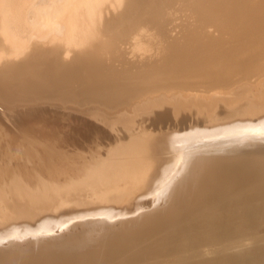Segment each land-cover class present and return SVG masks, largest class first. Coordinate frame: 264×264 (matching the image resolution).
I'll use <instances>...</instances> for the list:
<instances>
[{
	"label": "bare ground",
	"instance_id": "1",
	"mask_svg": "<svg viewBox=\"0 0 264 264\" xmlns=\"http://www.w3.org/2000/svg\"><path fill=\"white\" fill-rule=\"evenodd\" d=\"M171 1L0 0V86L6 76L14 81L9 90L26 100L83 98L105 111L127 108L122 115L166 102L175 110L189 104L208 110L218 95L230 93L238 74L257 75L245 102H230L227 118L210 114L209 124L185 132L140 126L128 143L82 163L51 140L24 133L17 141L6 130L0 264H264V0H189L198 21L216 23L221 36L200 37L202 26L195 35L190 22L186 40L169 34L174 38L158 36V43L151 38L167 34L163 15ZM142 29L157 52L137 34ZM130 32L143 40L134 41L132 52H147L148 65L106 68L102 56ZM149 55L156 59L151 64Z\"/></svg>",
	"mask_w": 264,
	"mask_h": 264
},
{
	"label": "rangeland",
	"instance_id": "2",
	"mask_svg": "<svg viewBox=\"0 0 264 264\" xmlns=\"http://www.w3.org/2000/svg\"><path fill=\"white\" fill-rule=\"evenodd\" d=\"M174 2V4H173V2ZM171 2H170V4L168 5V6H172V7H169V9H168V7L166 8V10H169V12H167V14H165L166 13V10H165V13H164V15H163V17L165 18H163L164 20H166V21H164L163 23H164V25H162V26H164V30H165V33H167V34H160V32L159 33H157V31H156V28L155 27H152V28H154L153 30L154 31H156V34H157V36H155L154 38H151V39H153V40H155V38H156V40L157 39H160L161 38V36H162V39L163 40H167V39H165V38H171V39H173L174 37L175 38H178L179 40L178 41H180V39H181V41H184V40H186V39H184L185 38V36H191V35H189V33L190 32H192L190 29L195 25V27H193L192 29H193V33L195 34V32H197L198 33V31H203V33H202V31L201 32H199L198 34H200V37H201V34H203V35H205L206 37H211V36H213V37H217V36H215V35H219V36H221L219 33H218V31H216V30H218V27H217V25H216V23H215V28H214V26H213V24H212V27H213V30H212V27H211V24H209L210 23V20H209V22L207 21L208 19H204L203 17H201V18H203L204 20H202L201 21V18H200V21H198V19H199V15H198V13H197V11H195L194 13H197V15H198V17L196 16V14L195 15H193V13H192V11L195 9V6L194 7H192V8H194L192 11H191V6H189L190 7V10H189V7L187 6V5H191L190 4V2H191V0H190V2H189V0H172ZM176 1V2H175ZM182 1H184V2H182ZM185 1H186V3H185ZM180 2H182V5H180ZM189 2V3H188ZM171 3H172V5H171ZM193 3V2H192ZM177 6H176V5ZM187 6V9L185 10V8H186V6ZM174 5V6H173ZM184 5V6H183ZM179 6V7H178ZM182 6V7H181ZM193 6V5H192ZM174 8H176L175 10H173ZM180 8V9H179ZM179 9V10H178ZM171 10V11H170ZM182 12H181V11ZM196 10V9H195ZM187 11V13H183V12H186ZM191 13V14H190ZM171 14V15H170ZM173 14V15H172ZM184 14V15H183ZM186 14V15H185ZM188 14V15H187ZM169 15V16H168ZM190 15H192V16H190ZM168 16V17H167ZM181 16V17H180ZM190 16V18H187V17H189ZM194 16V17H193ZM170 17V18H169ZM172 17V18H171ZM175 17V18H174ZM167 18V19H166ZM174 18V19H173ZM193 18V19H192ZM194 18H196L197 20L195 21L194 20ZM163 19H162V21H163ZM170 19V20H169ZM181 19V20H180ZM186 19V20H185ZM189 19V21H187ZM178 20V21H177ZM184 20V21H183ZM191 20V21H190ZM168 21H171L170 23H168ZM182 22V24H179V23H181ZM187 21V22H186ZM193 21V22H192ZM205 21L206 22H208V23H205ZM184 22V23H183ZM191 22V28H190V26H188V24ZM197 22L198 23V25H197V23L195 24V23ZM201 22V23H200ZM165 23H167V24H165ZM175 24L176 23V26H173V24ZM178 23V24H177ZM186 23H188V24H186ZM194 25H193V24ZM199 23L201 24V25H199ZM204 23H205V25H204ZM214 23V22H213ZM170 24H172V25H169ZM166 25H168V26H166ZM193 25V26H192ZM206 25H208V26H206ZM148 26V25H147ZM147 26H145V27H147ZM152 26V25H151ZM151 26H149L150 27V32H152L151 30ZM181 26V27H180ZM183 26V27H182ZM185 26V27H184ZM199 26H202L201 28L199 27ZM166 27H167V29H166ZM175 29V31L176 32H178L177 34H176V32L174 31V29ZM207 27V28H206ZM148 28V27H147ZM183 29V30H181V29ZM187 28H190L189 29V31L187 30V31H184V30H186ZM199 30H198V29ZM209 28V29H208ZM173 29V30H172ZM178 29V30H177ZM180 29V30H179ZM207 29V30H206ZM211 29V30H210ZM222 29V28H221ZM146 30H148V29H146V28H144V31L145 32H147ZM162 30V29H161ZM171 30H172V32H171ZM196 30V31H195ZM198 30V31H197ZM224 30V29H223ZM140 31L144 34L145 32H143V29L142 30H139V32L137 33V32H130V35H127V36H130V38H132L133 39V36H137L136 35V33L139 35H141L142 33H140ZM174 31V32H173ZM206 32V34H204L205 32ZM213 33H212V32ZM224 31H227L226 29L224 30ZM150 32H149V34H150ZM187 33L186 35L185 34H183V33ZM208 32V33H207ZM210 32V33H209ZM217 34H216V33ZM219 32H221L222 33V30H219ZM161 33H162V31H161ZM163 33H164V31H163ZM215 33V34H214ZM225 35H224V34ZM222 34L224 35V36H226L227 35V37H228V35H229V31H228V34L226 33V32H223ZM134 34V35H133ZM148 33H146L144 36L143 35H141V38L142 37H145L146 35H147ZM148 34V35H149ZM153 34V33H152ZM154 34H155V32H154ZM169 34L171 35H173L174 36V34L176 35V36H178V34H180L179 35V37H176V36H174V37H169ZM182 34V35H181ZM211 34V35H210ZM131 35H133V36H131ZM146 36L149 40H150V37L149 36ZM167 35V37H164V36H166ZM183 35H184V37H183ZM193 35V34H192ZM196 35V34H195ZM202 35V36H203ZM210 35V36H209ZM160 38H159V37ZM183 37V39H182V37ZM188 36L186 37V38H188ZM158 37V38H157ZM204 37V36H203ZM205 37V38H206ZM124 39V41L123 40H121V41H117V43L115 44V47L113 48V51H111V52H106L103 56H102V59H104L103 60V62L105 63L106 61V68H109L110 66H116V64H117V66H116V68L115 69H118L119 71H121V72H123L124 70H127L128 68L130 69L131 68V70L132 71H135V66H137L138 64H140V68L143 66V67H145V66H147L148 65V61H146L147 62V64L145 63L144 64V62L143 61H145V59L146 60H148L147 58H146V55H148L147 54V52H145L144 54H145V56H144V54L143 53H138V54H140V55H138V54H136L135 55V53H133L134 51H135V49H134V51L132 50L133 48V45H134V41L137 39V38H139V40L141 41L142 39L143 40H145V41H143V43H146L147 42V38L146 39H144V38H140L139 36H137L135 39H130L129 37H127V39H125L126 38V36H124L123 37ZM130 41H129V40ZM138 40V39H137ZM153 40H151V42H152V44L154 45V43L156 42V41H154L153 42ZM163 40H161V41H163ZM177 40V39H176ZM131 42V44H132V46L130 45V43L129 42ZM141 41V42H142ZM169 41V40H168ZM123 42V43H122ZM157 42H158V40H157ZM127 43H129V44H127ZM147 43H150L149 41L147 42ZM146 43V45H151L149 48H151L152 49V44L150 43V44H147ZM159 43V42H158ZM157 43V44H158ZM124 44V45H123ZM156 44V43H155ZM119 46V47H118ZM122 47V48H121ZM119 48V49H118ZM127 50H126V49ZM132 48V49H131ZM148 48V49H149ZM157 48V46L155 45V48L153 47V49H152V51H153V53H155V52H157L156 49ZM151 49H150V51H151ZM154 49H156V50H154ZM116 51H117V53H116ZM133 51V52H132ZM137 51V50H136ZM152 51L151 52H149V54L151 55V56H154V54L152 53ZM155 51V52H154ZM139 52H141V51H139ZM114 53V54H113ZM112 55V57L110 56V55ZM131 54V55H130ZM141 54L143 55V56H141ZM149 55V56H150ZM156 55V54H155ZM160 55V54H159ZM159 55H156V57L158 56L159 57ZM114 56V57H113ZM117 56V57H116ZM137 56V57H136ZM150 56V57H151ZM148 57V56H147ZM149 57V58H150ZM155 57V56H154ZM112 58V59H111ZM118 58V59H117ZM123 58V59H122ZM126 60H125V59ZM130 58V59H129ZM152 58L153 57H151L150 59H149V63H150V60H152ZM116 59V60H115ZM120 59V60H119ZM154 59L155 58H153V61H154ZM111 60V61H110ZM125 60V61H124ZM134 60H135V62L137 61V63H134ZM156 60V59H155ZM114 61V62H113ZM121 62V64H120V62ZM127 61V62H126ZM153 61H151V63L153 62ZM115 63V64H113V63ZM118 62H119V64H118ZM132 62V63H131ZM138 62H140V63H138ZM110 63H111V65H110ZM125 65H123V64ZM126 63V64H125ZM134 63V64H133ZM143 63V65H141ZM150 63V64H151ZM109 64V65H108ZM131 64H133V65H130ZM109 66V67H108ZM119 66V67H118ZM121 66H122V68H121ZM127 66V67H126ZM110 68H112L113 69V67H110ZM5 69V68H4ZM114 69V70H115ZM124 69V70H123ZM128 69V70H129ZM137 69H139V67L137 68ZM130 70V71H131ZM106 71V70H105ZM117 71V70H116ZM263 71H264V69H263ZM261 72V71H260ZM4 73V72H3ZM263 74V73H262ZM239 75V77L238 78H240V79H238V80H241L242 79V82H240V81H236V83L234 84L233 82H235V80H236V78H234L233 77V81L231 82V83H233V85H231V89L230 90H228L227 92H230V93H226V94H221V95H218V99H216L214 102H213V105L210 107V109H208V110H206V109H198V107L195 105H193V104H189V105H187V106H185L184 108L182 107V109L180 108L179 110L178 109H174V106H173V103L171 104L170 102H168V104H167V102L166 103H163L162 104V106H158V108H156L155 106L153 107V109H151L150 111H146V112H141L140 110L141 109H139V110H137V111H139L138 113H137V111L135 112V111H133V112H127L126 113V111H125V114H123L122 115V112H124V110H126L127 108H122V109H120V110H122V111H115V112H112V111H109V110H107V111H105L103 108H101L100 109V107L99 106H95V104L94 103H91L90 101H88L89 103H86V100H84V102L82 101L83 100V98H81V101L79 102V100H80V98H79V100H70L69 98L70 97H62L60 100L61 101H59L58 100V102H57V98H55V96H56V94L54 95H51V96H54V97H51V96H48V94H47V96L49 97V99H47L48 97L47 96H44V95H42L43 97V100H41L40 101V99H42L40 96V99H39V97H38V100L40 101H37L36 100V96H35V101H34V98L33 97H27L28 98V100H26V98L25 99H23V96H14V94H13V88H11L10 90H9V86L11 85L12 86V84L14 83V81L13 80H11V79H9V78H7L6 76H2V81H3V85H1L0 86V135H2L0 138H1V142H0V144H3V140L5 139V134H6V130H8L7 132H8V134H6V138L9 136V134L11 135L10 137H8V138H13V140H15L16 138H17V141L18 140H21L22 138H24L23 137V135H24V133H25V137H26V135L27 134H29V135H27V136H35L36 138L38 137V138H40V140L41 141H44L45 142V139L48 141V142H50L49 140H51V142L52 143H56V144H58V146H59V148L61 149V151L64 153V151L63 150H65V148H66V151H68L67 152V154H66V151H65V155H67L68 157H70L69 159H71V160H74V161H76L77 163H82L83 161H87V159H88V161L89 160H92L93 158H95L96 156H99V154L101 153V155H107V152H108V150L109 149H111V148H114V147H116V146H119L120 144H126V143H128L129 141H130V137H131V135H130V133H132L131 131H138L141 127L143 128V129H146L147 127V130L148 131H153V132H159V131H161V129H162V131H174V130H179V132H185V131H187V129L189 130L190 129V127L192 126H194L193 124H195V126L194 127H196V128H199L200 129V127L201 128H203L206 124H209V115L210 114H218L219 115V117H221V118H227V116L229 115L230 116V113H231V109H230V102L232 103V102H234L235 104L238 102V104L239 105H241V103H243V102H245L244 101V98L246 97V95L248 94V92L250 91V90H252V79H254V77L256 76L257 77V75H256V73L254 74V73H252V74H250V78H249V80L251 79V81H249L248 80V78L247 79H244L243 80V78H241L240 77V74H238ZM252 75H253V77H252ZM252 77V78H251ZM255 77V78H256ZM261 77H262V75H261ZM263 77H264V74H263ZM262 77V78H263ZM235 79V80H234ZM195 80V79H194ZM193 80V81H194ZM231 80H232V78H231ZM263 80H264V78H263ZM190 81H192V79H190ZM190 81H188V83H191V84H193V85H196V83L198 82V81H196V83H193V81L192 82H190ZM200 82H201V80H199ZM247 82V83H246ZM251 84H250V83ZM199 84L201 85V83H198L197 84V86H199ZM250 85V86H249ZM202 86V85H201ZM233 86H234V88H233ZM244 86V87H243ZM246 87H248V88H246ZM246 89V90H245ZM225 90V89H224ZM226 91V90H225ZM212 93V92H211ZM224 95V96H223ZM8 98H7V97ZM57 96H59L58 94H57ZM244 96V98L242 99V97ZM10 97H14V99L13 98H10ZM221 97H222V99H221ZM10 98V99H9ZM16 98V99H15ZM20 98V99H19ZM33 98V99H32ZM47 100H46V99ZM52 98V99H51ZM55 98V99H54ZM65 98H67L65 101H64V99ZM239 98V100H237ZM32 99V100H31ZM45 99V100H44ZM68 99H69V101H68ZM73 99V98H72ZM227 99V100H226ZM242 99V100H241ZM50 100V101H49ZM56 100V101H55ZM138 100V99H137ZM233 100V101H232ZM62 101H63V103H62ZM136 101V99L134 100V102ZM236 101V102H235ZM39 102V103H38ZM49 102V103H48ZM66 102V103H65ZM228 102V103H227ZM31 103H33V104H31ZM38 103V104H37ZM69 103H70V105H69ZM137 103V102H136ZM60 104H61V106H60ZM64 106H63V105ZM68 104V105H67ZM87 104V105H86ZM93 104V105H92ZM237 104V105H238ZM57 105V107H55L54 108V106H56ZM76 105H78V106H76ZM79 105H82L83 107H81V106H79ZM36 106V107H35ZM39 106V107H38ZM42 106V107H41ZM67 106V107H66ZM91 108H90V107ZM169 106V107H168ZM214 106V107H213ZM219 106V107H218ZM221 106V107H220ZM94 107V108H93ZM112 107H113V105H112ZM49 108V109H48ZM79 108V109H78ZM82 108V109H81ZM220 108V109H219ZM39 109V110H38ZM44 109H45V111H44ZM54 109V110H53ZM63 109V110H62ZM93 109H95V110H93ZM97 109V110H96ZM124 109V110H123ZM134 109V108H133ZM132 109V110H133ZM186 109V110H185ZM224 109V110H223ZM29 110H31V111H29ZM51 110V111H50ZM56 110V111H55ZM66 110V111H65ZM73 110V111H72ZM172 110V111H171ZM201 110V111H200ZM205 112H204V111ZM29 111V112H28ZM38 111H40V112H38ZM42 111V112H41ZM50 111V112H49ZM70 111V112H69ZM183 111V112H182ZM207 111H209V112H207ZM221 111V112H220ZM46 112V114H44V113ZM61 114H60V113ZM107 112H110V113H107ZM135 112V113H134ZM157 112V113H156ZM159 112V113H158ZM215 112V113H214ZM3 113V114H2ZM30 113V114H29ZM57 113V114H56ZM67 113V115H65ZM94 113H97L98 115H95ZM134 113V114H133ZM141 113V114H140ZM163 113V114H162ZM30 116H29V115ZM34 114V115H33ZM63 114V115H62ZM121 114V115H120ZM130 114V115H129ZM135 114H137V115H135ZM158 114H160V115H158ZM165 114V115H164ZM175 114V115H174ZM194 116H193V115ZM203 114V115H202ZM42 115V116H41ZM46 115V116H45ZM49 115V116H48ZM53 115V116H52ZM59 115H61V116H59ZM69 115V116H68ZM94 115V116H93ZM118 115H119V117H118ZM128 115H129V117H128ZM132 115V116H131ZM141 115V116H140ZM57 116H58V118H57ZM64 116V117H63ZM66 116V117H65ZM68 116V117H67ZM123 116V117H122ZM124 116H126L125 117V119L128 117V119H127V121L124 119ZM135 116V119H133V118H131V117H134ZM137 116V117H136ZM144 116V117H143ZM167 116V117H166ZM46 117V118H45ZM54 117V118H53ZM55 117H56V119H55ZM64 119H62V118ZM150 117V118H149ZM193 117V118H192ZM33 118V119H32ZM38 118V119H37ZM40 118H42V119H40ZM52 118V119H51ZM101 118V119H100ZM166 118V119H165ZM200 118V119H199ZM50 119V120H49ZM59 119H60V121H59ZM63 121H62V120ZM87 119H89L88 121H87ZM133 121H132V120ZM154 119H156V120H154ZM66 120V121H65ZM79 120V121H78ZM130 120L132 121V122H130ZM147 120V121H146ZM175 121V123H177V124H175L174 125V121ZM208 120V121H207ZM71 121H72V123H71ZM156 121V122H155ZM188 121V122H187ZM39 122H41V123H39ZM44 122V123H43ZM67 122V123H66ZM139 122V123H138ZM141 122H143L144 124H142ZM147 122H149V123H147ZM153 122H155V123H153ZM160 122V123H159ZM198 122V123H197ZM207 122V123H206ZM35 123H36V125H35ZM71 123V124H70ZM178 123H179V125H178ZM191 123V124H190ZM40 124V125H39ZM51 124V125H50ZM142 124V125H141ZM152 124H154V125H152ZM168 124H170V125H168ZM198 124V125H197ZM39 125V126H38ZM60 125V126H59ZM68 125V126H67ZM121 125V126H120ZM148 125V126H147ZM163 127H162V126ZM174 125V126H173ZM182 125H183V127H182ZM187 125H188V127H187ZM200 125V126H199ZM16 126H18V128L16 127ZM34 126V127H33ZM36 126H37V128H36ZM56 126V127H55ZM73 126V127H72ZM135 126V127H134ZM137 126H139V127H137ZM141 126V127H140ZM146 127V128H144V127ZM149 126H151V127H149ZM154 126V127H153ZM160 126V127H159ZM167 126H169L168 128H167ZM176 126H178L177 128H176ZM66 127V128H65ZM153 127V128H152ZM173 127H175L174 129H173ZM55 128V129H54ZM118 128V129H117ZM150 128H152V129H150ZM154 128H156V129H154ZM158 128H159V130H158ZM183 128V129H182ZM3 129V130H2ZM5 129V130H4ZM50 129V130H49ZM63 129H65L64 130V132H63ZM67 129H69V131H67ZM121 129V130H120ZM154 129V130H153ZM165 129V130H164ZM182 129V130H181ZM53 130V131H52ZM140 130H142V129H140ZM139 130V131H140ZM156 130V131H155ZM49 131H51V132H49ZM125 131V132H124ZM4 132H5V134H4ZM10 132V133H9ZM23 132V133H22ZM56 132V133H55ZM67 132V133H66ZM129 132V133H128ZM37 133H39V134H37ZM59 133V134H58ZM63 134V135H61V136H59L60 134ZM69 133H70V135H69ZM72 133V134H71ZM48 134V135H47ZM56 134V135H55ZM67 134V135H66ZM125 134V135H124ZM37 135V136H36ZM117 137H116V136ZM68 136V137H67ZM4 137V138H3ZM22 137V138H21ZM64 139H63V138ZM126 137V138H125ZM3 138V139H2ZM45 138V139H44ZM118 138V139H117ZM121 138V139H120ZM44 139V140H43ZM63 139V140H62ZM59 140V141H58ZM62 140V141H61ZM70 140V141H69ZM101 141V143L100 142H98V141ZM5 141V140H4ZM55 141V142H54ZM57 141V142H56ZM66 141V142H65ZM107 141L110 143V145H109V143L107 144ZM115 143H114V142ZM61 142V143H60ZM63 142H65V143H63ZM47 143V142H46ZM99 143L101 144V145H99ZM103 143V144H102ZM61 146H60V145ZM70 145L69 147L68 146H66V145ZM114 144V145H113ZM14 145V144H13ZM75 145V146H74ZM0 146H2V145H0ZM40 146V145H39ZM63 146V147H62ZM105 146V148H103ZM14 147V146H13ZM41 148V150L40 151H44L43 150V146H40ZM70 147H71V149L72 148H74V149H70ZM1 148H3V150H4V147L2 146ZM39 148V147H38ZM63 149V150H62ZM103 149V150H102ZM105 149V150H104ZM0 150H2V149H0ZM2 150V151H3ZM74 150H77V151H74ZM70 151V152H69ZM85 151V152H84ZM102 151V152H101ZM78 152V153H77ZM0 153H1V151H0ZM68 153H71V154H68ZM2 155V154H1ZM74 157H73V156ZM87 155V156H86ZM4 156V155H3ZM3 156H1V160H2V157ZM6 156V155H5ZM4 156V158L5 159H3L4 160V162H8V161H5L6 160V158L8 157H5ZM78 156V157H77ZM82 157H84V159L82 158ZM79 158V159H78ZM8 160H9V158H7ZM81 159H82V162H81ZM12 160V159H11ZM80 161V162H79ZM1 163H3L2 161H1ZM9 164H14V163H16L15 162V160L13 161L12 160V162L11 161H9L8 162ZM6 164V163H5ZM12 195H14V194H12L11 193V195L8 197V198H10V203H12V202H14L13 204L15 205L17 202H15V201H12L11 199H12ZM12 201V202H11Z\"/></svg>",
	"mask_w": 264,
	"mask_h": 264
}]
</instances>
